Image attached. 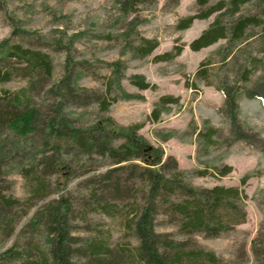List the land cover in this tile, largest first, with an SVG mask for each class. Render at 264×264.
<instances>
[{
	"label": "rangeland",
	"instance_id": "1",
	"mask_svg": "<svg viewBox=\"0 0 264 264\" xmlns=\"http://www.w3.org/2000/svg\"><path fill=\"white\" fill-rule=\"evenodd\" d=\"M219 1L212 0L210 4L214 5ZM255 9L254 5H247L242 8V13H254ZM204 10V7L197 4V0H157L154 5L141 6L137 16L139 35L158 41V47L150 56L139 58L128 49L124 50L122 42L117 38V35L130 27L132 16L124 17L113 0H0V42L12 37L14 23L29 34L24 35V38L15 36L12 42H22L25 46L42 51L53 61V74L48 83L36 90L31 97L30 104L41 112L43 120L53 115L54 108L59 103L58 97L48 91L66 73V52L56 50L54 43L68 44L73 49L76 62H91L92 66L88 70L75 67L74 77L79 78H76L73 87L80 94L86 90L103 94L105 80L92 75H109L110 70L103 67L102 62L123 61L126 66V78L122 82L124 89L129 93L142 95L145 100H120L108 112H101L94 103L82 106L68 102L62 108V114L73 127L83 130L108 117L124 127L141 125L138 134L154 147L163 149L164 160L170 156L175 158L179 168L185 171L207 167L213 173V167H232V172L224 177L215 174L195 176L191 178V183L197 187L235 186L244 190L246 221L218 238L196 235L195 240L223 257L225 264H244L243 250L250 264H260L256 262L253 251L254 245H257L261 252L259 259L264 264V153L243 142H235L229 147L213 146L209 153H204L198 148L196 136L189 135L193 126L198 127V132H206L212 126L220 130L218 139L224 140L229 136L228 121L218 112L224 104L218 77L222 65L220 50L226 41L220 40L199 51L190 48V44L209 27L217 14L208 19H196L186 30L178 28L180 21ZM78 35L79 38H75ZM133 37L135 35L131 39ZM177 47H182L183 50L172 60L157 59L176 51ZM203 61L210 63L205 66L209 75L206 80L196 77ZM135 74L145 76L153 88L139 90L132 85L129 77ZM258 74L259 72L256 75ZM27 87L28 80L17 77L11 82L0 84V91L15 94ZM164 96L179 98L180 102L170 106V112L162 114L160 121L156 122L151 119V114L154 105ZM239 105L241 121L264 139V102L241 95ZM6 137L15 138L22 146L24 144L20 137H14L5 128L1 129L0 142ZM30 142H34L36 147L28 155L9 161L0 168L1 196L17 198L23 203L32 199L27 215H22L23 208L15 210L18 223L9 238L0 240V252L20 248L28 243L42 251L47 248V236L41 230L27 225L42 207L57 199L61 193L54 186L55 175L49 170L43 171L44 165L38 162V171L45 172L42 179L49 183V187L46 196L34 195L37 184L27 171L36 159L33 157L34 152L41 150V139L38 134H34L27 141L29 146ZM123 143V139H117L113 141V146L118 148ZM71 150L64 152L62 157L71 168V179L64 193L70 196L74 205L71 223L73 236L78 240L75 247H83L85 241H92L107 245L116 254L121 247L138 246L136 238L126 229L125 216L126 208L134 199L137 197L141 200L140 192L136 197L134 195L143 188V182L132 176L130 170L123 169V166L134 163L143 167V162L133 160L118 164L108 157L97 154L87 157L78 153L77 149ZM36 157L40 159V156ZM135 171L140 172L139 169ZM108 173L111 180L109 183L113 186L105 192L104 179L101 177ZM246 175H250V178L242 185L241 180ZM116 180L120 183L117 188L114 187ZM95 193L99 198L98 202L93 200ZM172 222L169 216L159 214L157 231L175 233L177 229ZM90 253L91 250L84 255L76 254L75 258L87 263L94 258Z\"/></svg>",
	"mask_w": 264,
	"mask_h": 264
},
{
	"label": "trees",
	"instance_id": "2",
	"mask_svg": "<svg viewBox=\"0 0 264 264\" xmlns=\"http://www.w3.org/2000/svg\"><path fill=\"white\" fill-rule=\"evenodd\" d=\"M156 1L113 0L124 17L132 16L130 27L117 35V38L122 42L124 50L128 49L139 58L150 56L158 47V41L141 37L137 30V16L141 6L154 5ZM211 1L197 0V4L205 10L180 21L178 28L186 30L196 19H208L217 14L209 27L190 44V48L199 51L220 40L226 41L220 50L222 65L218 77L224 104L218 112L228 121L229 136L224 140L218 139L220 130L212 126L206 132H198V127L193 126L189 135L196 136L198 148L204 153H209L213 146L229 147L235 142H243L264 153V139L241 121L239 105L241 95L264 102V0H220L214 5L210 4ZM247 5H254L256 12L242 13V8ZM12 24V37L0 42V84L21 77L28 80V87L15 94L0 91V130H9L14 137H20L24 144L22 146L11 137L2 140L0 168L9 161L28 155L36 144L30 142L29 146L27 141L34 134H38L41 150L34 152L33 157L36 159L27 171L37 184L34 195L46 196L48 193L49 183L42 179V174L45 173L42 172L47 170L55 175L54 186L61 194L42 207L27 225L41 230L47 236L46 251L28 243L20 248L0 252V264H225L223 257L201 246L195 236L218 238L244 223L247 218L245 191L235 186L197 187L191 183V178L209 174L224 177L232 172V167H213V173L207 167L182 170L175 158L170 156L164 160L163 149L154 147L138 134L141 125L120 126L110 117L99 120L86 130L73 127L62 114V108L68 102L82 106L94 103L101 112H108L120 100L143 101L145 98L124 89L122 82L126 78V66L123 61L102 62L103 67L110 70L109 75H92L105 80L103 94L87 90H83L85 93H78L73 87L76 78H79L74 77L75 67L88 70L92 65L88 60L76 62L73 49L61 42L54 43L53 47L66 52V73L48 91L58 97L59 103L55 106L53 115L43 120L41 112L30 104L31 97L36 90L42 89L48 83L53 74V61L42 51L25 46L22 42H12L15 36L24 38V35L29 34ZM182 50V47H177L176 51L157 59L172 60ZM209 64L206 61L201 63L196 72L197 78L207 79L209 75L205 66ZM129 81L139 90L153 88L143 75H131ZM179 102V98L172 96L161 97L154 105L151 119L160 121L162 114L170 112V106L178 105ZM117 139L124 140L118 148L113 146V141ZM71 149H77L78 153L87 157L92 154L108 157L118 164L133 160L143 162V167L134 163L123 166V169L130 170L132 176L143 182V188L134 195L136 197L140 192L141 200L136 197L126 208L125 216L126 229L136 238L138 246L121 247L116 254L107 245L92 241H85L83 247H75L78 240L73 236L71 223L74 205L70 196L64 193L71 179V168L62 157L64 152H70ZM36 156H40V159ZM38 162L44 165L41 172L38 171ZM138 169L139 173L135 171ZM110 173L101 177L104 179L105 192L113 186L109 183ZM249 178L250 175H246L241 184L245 185ZM119 185L116 180L114 187ZM31 200L23 203L20 199L0 195V240H6L14 233L19 220L15 210L23 208L22 215H27ZM93 200L99 201L96 193L93 194ZM107 211L110 212L108 209ZM162 213L173 221L172 224L177 229L175 233L157 231V216ZM90 250L94 258L87 263L75 258L76 254L84 255ZM253 251L256 262L263 264L259 259L261 252L257 245H254ZM243 258L244 264H250L244 250Z\"/></svg>",
	"mask_w": 264,
	"mask_h": 264
}]
</instances>
